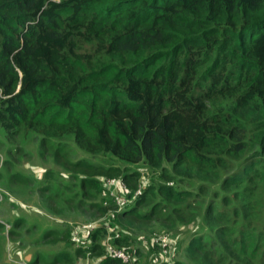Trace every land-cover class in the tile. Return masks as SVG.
<instances>
[{"label":"trees","instance_id":"obj_1","mask_svg":"<svg viewBox=\"0 0 264 264\" xmlns=\"http://www.w3.org/2000/svg\"><path fill=\"white\" fill-rule=\"evenodd\" d=\"M221 99L234 110L210 108ZM252 112L261 120V154L252 156L264 166V0H0V128L9 139L33 131L45 144L71 135L93 155L212 175L226 166L221 153L257 147L246 137ZM62 163L85 175L86 189L100 187L97 177H122L134 201L117 216L138 223L158 213V202L139 212L151 193L187 200L175 183L134 195L139 174L127 167ZM242 164L222 189L252 172L260 178ZM191 240V254L204 251ZM88 249L99 264H123L97 241Z\"/></svg>","mask_w":264,"mask_h":264},{"label":"rangeland","instance_id":"obj_2","mask_svg":"<svg viewBox=\"0 0 264 264\" xmlns=\"http://www.w3.org/2000/svg\"><path fill=\"white\" fill-rule=\"evenodd\" d=\"M234 107L232 100L226 99L210 104L216 111H233ZM258 117L252 112L246 127L249 146L257 147L221 153L226 166L212 175L191 168L175 173L170 164L153 168L122 163L112 155H93L81 149L71 135L49 139L45 144L33 131H22L9 139L0 128V264H99L102 257L91 254L89 246L97 241L105 252V245L116 234L127 238L121 244L134 256V264H264V166L252 156L255 151L261 154ZM63 159L69 163L85 160L97 166L127 167L138 172L136 189L142 193L149 187L175 183L188 193L187 200L178 205L151 193L147 206L139 209L146 212L160 203L151 223L112 218L110 211L115 202L107 180L122 177H97L100 187L86 189L81 180L85 175L68 169ZM243 162L245 166L252 163L260 178L255 179L258 175L252 172L242 185L222 189L221 183L228 175L243 171ZM17 174L20 177H14ZM165 176L175 179L168 181ZM128 191L120 195L128 198ZM219 213L224 216L218 217ZM86 225L93 226V230L86 231ZM76 230L87 242L80 256L72 241ZM165 235L168 243L164 247L160 237ZM248 236L247 247L241 250L242 239ZM191 239L202 242L204 251L191 254ZM58 254L64 257L60 261H56Z\"/></svg>","mask_w":264,"mask_h":264},{"label":"built area","instance_id":"obj_3","mask_svg":"<svg viewBox=\"0 0 264 264\" xmlns=\"http://www.w3.org/2000/svg\"><path fill=\"white\" fill-rule=\"evenodd\" d=\"M108 188L110 190L111 196L114 199L115 202V208L110 211V216L112 218H115L120 212L123 211V209L128 205L130 202V198L125 197L124 195H120V192L124 191L127 192L128 186L124 182V180L121 178H109L107 180ZM142 194L141 189L135 191L134 195H140ZM84 229L86 231L93 230V226L86 225L84 226ZM76 235L72 237V241L76 245L77 248L86 247L87 242L85 238L82 236L80 230L75 231ZM119 238V234H116L114 236L113 241L115 239ZM109 241L106 245V252L109 256L112 258L120 259L124 264H134L132 260L134 261V256L128 252L124 247L118 246L116 242ZM160 241L162 243V246H166L168 243V236H161Z\"/></svg>","mask_w":264,"mask_h":264}]
</instances>
